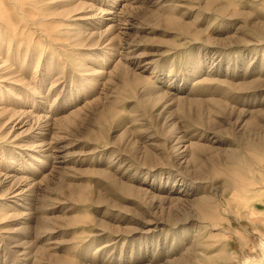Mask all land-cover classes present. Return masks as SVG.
Listing matches in <instances>:
<instances>
[{
	"label": "rangeland",
	"instance_id": "obj_1",
	"mask_svg": "<svg viewBox=\"0 0 264 264\" xmlns=\"http://www.w3.org/2000/svg\"><path fill=\"white\" fill-rule=\"evenodd\" d=\"M263 255L264 0H0V264Z\"/></svg>",
	"mask_w": 264,
	"mask_h": 264
},
{
	"label": "bare ground",
	"instance_id": "obj_2",
	"mask_svg": "<svg viewBox=\"0 0 264 264\" xmlns=\"http://www.w3.org/2000/svg\"><path fill=\"white\" fill-rule=\"evenodd\" d=\"M35 14V13H34ZM260 262H261V264H264V255H263V257H262V259H261V261H257L256 263H254V264H260Z\"/></svg>",
	"mask_w": 264,
	"mask_h": 264
}]
</instances>
